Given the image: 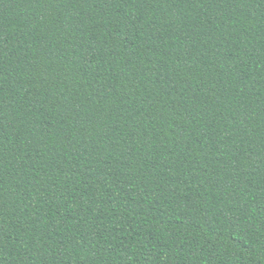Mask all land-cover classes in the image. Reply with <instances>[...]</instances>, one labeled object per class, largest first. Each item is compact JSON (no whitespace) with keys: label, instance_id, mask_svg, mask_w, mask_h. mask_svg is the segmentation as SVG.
Segmentation results:
<instances>
[{"label":"trees","instance_id":"1","mask_svg":"<svg viewBox=\"0 0 264 264\" xmlns=\"http://www.w3.org/2000/svg\"><path fill=\"white\" fill-rule=\"evenodd\" d=\"M0 264H264V0H0Z\"/></svg>","mask_w":264,"mask_h":264}]
</instances>
